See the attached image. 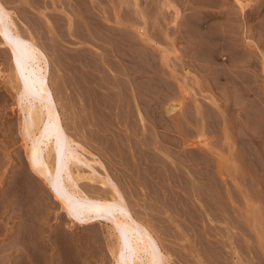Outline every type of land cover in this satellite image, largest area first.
<instances>
[{
    "label": "rangeland",
    "instance_id": "1",
    "mask_svg": "<svg viewBox=\"0 0 264 264\" xmlns=\"http://www.w3.org/2000/svg\"><path fill=\"white\" fill-rule=\"evenodd\" d=\"M29 1L4 0V10L13 11V16L22 33L35 37L44 49L50 67L48 81L56 89L57 98L62 102L57 110L63 130L74 140L71 142L80 140L85 142L84 144L89 143L86 145L89 147L88 151L78 148L79 159L91 162L96 167L90 168L88 165L79 163L81 171L69 165L68 173H64L55 172L52 165L48 163L44 166V172L50 176V179L56 182L60 178L65 189L76 194L79 191L75 189L71 180H75L76 184H95L96 187H88L87 192L92 196L108 195L105 198L110 201L111 206L105 207L106 216L114 219L126 218L131 222V216L140 219L147 227L152 228L153 234L162 247L165 260H170L172 264H264V0H222V4H225L223 6L212 3L211 5L210 2L208 4L202 0V3L199 0L192 5L184 0H181L182 2L172 0V6L166 5V7L160 0H149V2L147 0H134V2L133 0H121V2L120 0H93L96 2L95 5L89 0H85V3L83 0H74L75 2L70 0L75 8H72V5L67 8L70 11L77 9L79 15L77 12L66 9L64 4L58 2L59 0H45L47 2L31 0L32 4ZM66 2L69 1L66 0ZM154 2L162 4L160 10L155 7L157 5ZM120 5L121 7H118ZM147 7L151 9L148 10ZM23 10L25 13L22 14ZM86 10L90 13L86 14ZM235 11L238 12L236 15ZM29 12L32 13L29 14ZM109 12L110 15H108ZM29 15L31 16L28 17ZM91 16H93V23L89 20ZM48 17L52 21L59 17L57 22L51 24L53 26L56 23L63 24L60 25L63 31L58 29V24L55 27L50 26ZM81 17H84V20ZM73 18L77 19V22L74 20L72 24ZM39 19L41 23L38 24ZM28 21L31 23L28 24ZM78 22L85 26L81 24L76 26ZM32 25L40 27L36 26L33 29ZM69 25L78 31L70 28ZM81 31L83 36L87 33V37H83ZM103 31L109 34L106 35ZM203 31L207 40L203 37ZM113 35L115 38L112 39ZM53 37L56 39L54 41L57 48L53 46ZM116 39L120 42L117 43ZM0 45V173L2 174H0V201L2 202L3 198L5 199L3 202L6 201L5 204L0 202V205L2 204L0 208L3 209H0V264H115L114 257L108 252L112 237L109 236L105 219H99L97 214L92 219L93 216L90 215L93 211L90 207L81 206L78 202L69 203L68 208H62V200L58 198L55 190L37 173V170L33 171L30 168L25 154L27 146H24L29 141L22 135L20 123L28 101L16 95L19 87L17 77L20 73L11 66L6 52L7 46L2 43ZM58 52L62 53H59L62 59L67 58L66 62L65 58L62 61L58 58ZM95 55L97 58H94ZM247 55L254 60H250ZM76 56L79 58H75ZM85 56L88 59H85ZM30 57L26 58V65L33 72L37 70V65L40 63L36 57ZM245 59H248L247 62L244 61ZM108 61L112 62L113 68ZM74 62L80 66L75 65ZM91 62L93 65H90ZM253 63H256L255 67ZM138 65L143 66L138 67ZM85 70L93 72L94 75ZM134 75L137 76L133 77ZM117 77L118 79H115ZM89 79L92 80L89 81ZM234 81L237 83H233ZM218 82L221 83L218 84ZM88 83L91 84L88 85ZM81 84L86 86L83 88ZM134 86H137L136 89L133 88ZM99 93L101 96L97 98ZM153 106L154 109L151 108ZM129 125L133 127L135 125L137 129ZM98 127L102 130V137L107 134L104 139L108 136L111 139L115 138V135L123 134L125 138L127 137L125 143L134 145L133 147L138 149H132L130 145L124 144L122 149L125 151H122L125 153L121 151L120 146H116L117 149L105 151L104 142H101L102 145L94 139L96 134H101ZM147 128H149L148 131L151 130V134L146 131ZM134 130L136 134L133 133ZM108 133L113 134L114 137ZM147 136H149L148 140ZM174 138L177 139L174 140ZM46 140L45 136L43 140H38L43 149ZM134 140L136 142L133 144ZM137 140L140 141V145L142 144V149L137 144ZM139 148L140 150L145 148L144 152ZM147 148L148 152H146ZM136 149L139 150L137 152L140 159L136 155L137 152H132ZM127 152L129 157L125 156L128 155ZM154 153L160 157V163L167 159L163 161L164 164L161 163L160 166L158 161L151 159ZM161 158L164 159L161 161ZM11 160L14 162L11 163ZM168 161H170L168 165L163 166ZM13 173H15L14 176H12ZM107 176L108 179H106ZM14 179L17 183H13ZM101 186L108 187L110 192H105L103 189L102 192ZM7 187L11 189L13 196L9 194ZM4 189L7 190H5L6 193ZM187 191L189 194L186 193ZM186 198L187 201H185ZM119 199L123 203H118ZM9 200L12 207H16L18 211L11 205L9 208ZM67 209L76 216L68 214ZM12 210L21 212L23 215L14 211L22 218L17 217ZM107 223L110 224V222Z\"/></svg>",
    "mask_w": 264,
    "mask_h": 264
},
{
    "label": "bare ground",
    "instance_id": "2",
    "mask_svg": "<svg viewBox=\"0 0 264 264\" xmlns=\"http://www.w3.org/2000/svg\"><path fill=\"white\" fill-rule=\"evenodd\" d=\"M8 1V0H7ZM31 1V0H30ZM29 1V2H30ZM37 1V0H36ZM36 1H34V2H36ZM45 1V0H44ZM48 1V0H47ZM47 1H45V2H47ZM56 1V0H55ZM67 1H69V2H66V0H59L58 2L60 3V4H64V6H66L65 8L66 9H68L67 8V6H71L73 3H71L72 1H74V0H72V1H70V0H67ZM79 1H82V0H79ZM91 3L93 2V0H89ZM88 1V2H89ZM95 1V0H94ZM96 1H98V0H96ZM100 1V0H99ZM119 1V0H118ZM126 1V0H125ZM148 2H149V0H147ZM156 1V0H155ZM174 1V0H173ZM173 1L172 0H160V2L166 7V5L167 6H172L171 4H173ZM181 1V0H180ZM183 1V0H182ZM181 1V2H182ZM198 1L199 0H184V2H187V3H191V4H189V5H192V4H195L196 2L198 3ZM201 1V0H200ZM202 1H206V3L208 2V4H209V2H210V4L212 3L213 5H225L224 3L222 4V0H202ZM202 1H201V3H202ZM240 1V0H239ZM24 2V1H23ZM38 2V1H37ZM37 2H36V4H37ZM54 2V1H53ZM75 2V1H74ZM83 2L85 3V0H83ZM107 2V1H106ZM120 2H121V0H120ZM133 2H134V0H133ZM158 2V1H157ZM178 2V1H177ZM183 2V3H184ZM28 3V2H27ZM31 3V2H30ZM30 3H28V4H30ZM41 3H42V1H41ZM50 3V2H49ZM79 2H77V4H78ZM80 3H82V2H80ZM90 3V4H91ZM94 3V5H95V3L96 2H93ZM114 3V2H113ZM119 3V2H118ZM122 3H123V1H122ZM136 3V2H135ZM151 3V2H150ZM206 3H203V4H206ZM233 3V2H232ZM231 3V4H232ZM4 0L2 1V0H0V41H1V43L2 44H4V46L6 45L7 46V53H8V55H9V60H10V63H11V66H13V68H15L16 70H18V72L20 73V76L19 77H17L18 78V85H19V87H18V90H17V96L18 97H20V99H22V98H25L27 101H28V103L26 104V109H25V112L23 113V117H22V121L20 122L21 123V131H22V135L26 138V140H28L29 142L27 143V144H25L24 146H27L26 147V151H25V154H26V156H27V159H28V162H29V166H30V168L31 169H33V171H35V170H37V173H39L42 177H43V179H45L48 183H49V185L55 190V192H56V194H57V196H58V198H60V200H62V203H61V207L62 208H68V204L69 203H73V202H78L79 204H81V206H83V205H87L88 207H90V209H91V211H93V214H91L90 216H93L92 217V219L96 216V214L99 216H97L99 219H105V223H106V225H107V227H108V232H109V236H111L112 237V241L109 243V253L114 257V259H115V264H172L171 262H170V260L169 261H166L165 260V258H164V256H163V252H162V247H161V245H160V243H159V241H158V239H157V237L153 234V230H152V228L151 227H147V225L144 223V222H142L140 219H138L137 217H133V216H131V219H132V222L131 221H129V220H127L126 218L125 219H123V218H118V219H114V218H110V217H108V216H106V212H105V207L107 206V205H109V206H111V204H110V201H108L105 197L106 196H108L107 194H103V196L101 195V196H92V194L90 195L88 192H87V188L88 187H96V185L95 184H87V183H80V184H76V181L75 180H71L70 182L72 183V184H74V187H75V189H77L79 192H78V194H76V193H70L69 191H67L66 189H65V187L63 186V184L60 182L61 180H60V178H58V180H56V182L55 181H53L52 179H50V176L49 175H47L45 172H44V166H46L48 163H50L51 165H52V167L54 168V170H55V172H64V173H68V171H67V169H68V167H69V165H71L72 167H75L77 170H80L81 171V167H80V164L79 163H82V164H85V165H88L90 168H96L95 167V165L94 164H92L91 162H87L86 160L84 161V160H81V159H79L80 158V151H78V148H83L84 150H87L88 151V149H89V147H87L86 145H89V143L88 144H84L82 141H80L79 140V142H71V141H74V140H72L71 139V137H69L68 136V134L67 133H65V131L63 130V126L61 125V117H59L58 116V108H60V104L62 103L61 101H60V99L59 98H57V94H56V89L54 88V87H52L51 85H50V83H49V81H48V74H49V72H50V67H49V60H48V57L46 56V54H45V51H44V49L38 44V42L35 40V37H29V36H27V34L25 35V34H23L22 33V31H21V29L19 28V26L17 25L18 23H16V20H15V18H14V16H13V11H9V10H4L5 8H4ZM32 4V3H31ZM30 4V5H31ZM45 5H46V3H44ZM76 4V3H75ZM106 4V3H105ZM109 4V3H108ZM120 4V3H119ZM132 4V3H131ZM137 4V3H136ZM138 4H140V3H138ZM154 4H155V2H154ZM162 4L160 5V4H155V5H157V6H155V7H158L159 8V10L161 9L160 7H162ZM211 4V5H212ZM227 4H228V1H227ZM235 4V3H234ZM39 5H40V3H39ZM57 5H58V3H57ZM101 5V4H100ZM103 5V4H102ZM115 6H116V3L114 4ZM130 5V4H129ZM128 5V6H129ZM145 5V4H144ZM150 5V4H149ZM202 5V4H201ZM228 5H230V4H228ZM233 5V4H232ZM73 7L72 8H75V6L74 5H72ZM87 6V5H86ZM99 6V5H98ZM113 6V5H112ZM146 6H147V3H146ZM203 6V5H202ZM235 6V5H234ZM19 7V6H18ZM51 7V6H50ZM57 7V6H56ZM89 7H90V5H89ZM96 7V6H95ZM104 7V6H103ZM118 7H121V5L120 6H118ZM125 7H126V5H125ZM131 7V6H130ZM149 7V6H148ZM147 7V8H148ZM154 7V6H153ZM152 7V8H153ZM154 7V8H155ZM192 8H193V6H191ZM221 7V6H220ZM24 8V7H23ZM48 8H49V6H48ZM52 8V7H51ZM54 8V7H53ZM72 8H70V9H72ZM76 8H77V6H76ZM87 8H88V6H87ZM108 8V7H107ZM143 8V7H142ZM147 8H144V9H146L147 10ZM158 8H155V9H158ZM200 8V7H199ZM202 8V7H201ZM231 8H233V7H231ZM27 10H29L28 8H26ZM111 9V8H110ZM133 9V8H132ZM136 9V8H135ZM139 9V8H138ZM137 9V10H138ZM149 9H151V8H148V10ZM194 9V8H193ZM222 9H223V7H222ZM236 9V7L234 8V10ZM17 10V9H16ZM24 10H25V8H24ZM24 10L22 11V14H23V12H24ZM53 10V9H52ZM62 10V9H61ZM60 10V11H61ZM69 10V9H68ZM91 10V9H90ZM99 10V9H98ZM114 10V9H113ZM118 10V9H117ZM122 10V9H121ZM126 9H124V11H125ZM142 11H144L143 9H141ZM140 10V11H141ZM224 10V9H223ZM228 10H230V9H228ZM227 10V11H228ZM18 11V10H17ZM16 11V12H17ZM48 11V10H47ZM46 11V12H47ZM70 11V10H69ZM77 12L78 10L77 9H74V10H71L70 12ZM93 11V10H92ZM119 11V10H118ZM226 11V12H227ZM231 11H233V9H231ZM89 12V11H88ZM87 12V10H86V14L88 13ZM123 12V11H122ZM134 12V11H133ZM220 12H223V11H221L220 10ZM236 12L237 11H235V15H236ZM21 13V12H20ZM25 13V12H24ZM30 13H32V12H29V14ZM45 13V12H44ZM63 13H65V11L63 12ZM79 12H77V14H78ZM82 13V12H81ZM90 13V12H89ZM91 13H93V12H91ZM105 13V12H104ZM107 13V12H106ZM113 13H114V11H113ZM116 13H117V11H116ZM120 13V12H119ZM128 13V12H127ZM149 13V12H148ZM219 13V12H218ZM224 13V12H223ZM233 13H234V11H233ZM238 13V12H237ZM18 14V13H17ZM51 14V13H50ZM56 15H57V13H55ZM71 14H73V13H71ZM86 14H84V15H86ZM99 14H101L100 13V11H99ZM112 14V13H111ZM126 14V13H125ZM140 14V13H139ZM142 14V13H141ZM220 14V13H219ZM244 14V13H243ZM34 15V14H33ZM68 15V14H67ZM79 15V14H78ZM82 15V14H81ZM89 15V14H88ZM87 15V16H88ZM96 15V14H95ZM108 15H110V12H109V14ZM107 15V16H108ZM113 15V14H112ZM120 15V14H119ZM213 15V14H212ZM31 15H29L28 17H30ZM57 16H59V15H57ZM70 16V15H69ZM72 16V15H71ZM127 16V15H126ZM134 16V15H133ZM216 16V15H215ZM219 16V15H218ZM20 17V16H19ZM22 17V16H21ZM28 17H24V18H28ZM52 18L54 17V16H51ZM50 17V18H51ZM60 17H62L61 15H60ZM66 17V16H65ZM73 17V16H72ZM78 17H80V16H78ZM88 17H90V16H88ZM103 17V16H102ZM111 17V16H110ZM119 17V16H118ZM226 17H228V16H226ZM236 17V16H235ZM35 18V17H34ZM37 18V17H36ZM41 18V17H40ZM55 18V17H54ZM74 18H76V17H74ZM73 18V20H71L72 21V24L74 23V20L76 21L77 19H74ZM82 18V20H84L83 18L84 17H81ZM87 18V17H86ZM111 18H113V17H111ZM116 18V17H115ZM200 18V17H199ZM32 19V18H31ZM48 19H49V17H48ZM59 19V17H56V19H53V20H55L56 22H57V20ZM64 19V18H63ZM96 19V21H97V18H95ZM107 19V18H106ZM119 19V18H118ZM135 19V18H134ZM138 19V18H137ZM197 19V18H196ZM229 19H231L230 17H229ZM228 19V20H229ZM245 19V18H244ZM27 20V19H26ZM38 20V19H37ZM50 20V19H49ZM61 20V19H60ZM60 20H59V22H60ZM65 20V19H64ZM63 20V21H64ZM89 20H93V16H91V19H89ZM89 20H88V22H89ZM101 20V19H100ZM121 20V19H120ZM195 20V19H194ZM198 20V19H197ZM232 20V19H231ZM24 21V20H23ZM31 21V20H30ZM32 21H34V19L32 20ZM36 21V20H35ZM42 21V20H41ZM55 21H52V20H50V24L52 23V22H54L55 23ZM122 21V20H121ZM136 21V20H135ZM189 21H191L192 22V20H189ZM62 22V21H61ZM77 22V21H76ZM117 22H118V20H117ZM116 22V23H117ZM195 22V21H194ZM193 22V23H194ZM31 23V22H30ZM29 23V21H28V24H30ZM33 23V22H32ZM39 23H41L40 22V19H39V22H38V24ZM69 23H71V22H69ZM92 23H93V21H92ZM95 23V22H94ZM102 23V22H101ZM100 23V24H101ZM193 23H191V24H193ZM23 24V23H22ZM36 24V23H35ZM53 24V23H52ZM50 25V26H53V25ZM59 25V23H56L55 25ZM77 24H79V22L78 23H76L75 25L76 26H79L80 24H81V26L82 25H84L83 23H80L79 25H77ZM86 24V23H85ZM20 25V24H19ZM34 25V24H33ZM33 25H32V27H33ZM42 25H43V23H42ZM55 25L53 26V27H55ZM57 25V26H58ZM60 25H63V24H60ZM60 25H59V27H58V29H60L61 27H60ZM68 25V24H67ZM67 25H65V26H67ZM88 25H91L90 23H88ZM122 25V24H121ZM126 25V24H125ZM190 25V24H189ZM198 25V24H197ZM200 25V24H199ZM36 26H39V25H35V27ZM46 26V25H45ZM74 26V25H73ZM85 26V25H84ZM83 26V27H84ZM92 26H94V25H92ZM191 26V25H190ZM193 26V25H192ZM191 26V27H192ZM195 26V25H194ZM28 27V26H27ZM29 27H31V26H29ZM35 27H33V29L35 28ZM40 27V26H39ZM42 27V26H41ZM47 27V26H46ZM52 27V28H53ZM69 27L71 28L72 26H70L69 25ZM88 27V26H87ZM98 27V26H97ZM96 27V28H97ZM116 27V26H115ZM51 28V27H50ZM64 28V27H63ZM73 28V27H72ZM81 28V27H80ZM105 28V27H104ZM110 28V27H109ZM124 28V27H123ZM190 28V27H189ZM196 28H198V27H196ZM32 29V30H33ZM38 29V28H37ZM36 29V30H37ZM41 29H43V28H41ZM47 29H48V27H47ZM57 29V30H58ZM62 29V28H61ZM60 29V30H61ZM74 29V28H73ZM79 29V28H78ZM111 29V28H110ZM118 29V28H117ZM191 29V28H190ZM35 30V31H36ZM55 30V29H54ZM59 30V31H60ZM75 30V29H74ZM77 30V29H76ZM75 30V31H76ZM82 30L84 31V28H82ZM89 30V29H88ZM123 30H125V29H123ZM189 30V29H188ZM196 30V29H195ZM61 31H63V30H61ZM68 31H70V30H68ZM78 31V30H77ZM79 31H80V29H79ZM90 31V30H89ZM92 31H94V29L92 30ZM98 31V30H97ZM100 31H101V29H100ZM114 31V30H113ZM118 31H119V29H118ZM121 31V30H120ZM184 31V30H183ZM38 32V31H37ZM40 32H41V34H42V31L40 30ZM73 32V31H72ZM104 32V31H103ZM122 32V31H121ZM188 32V31H187ZM189 32H190V30H189ZM193 32V31H192ZM196 32V31H195ZM36 33V32H35ZM35 33H34V35H35ZM50 33H51V31H50ZM81 34H82V31L80 32ZM91 33V32H90ZM94 33V32H93ZM111 33V32H110ZM138 33V32H137ZM184 33V32H183ZM186 33V32H185ZM202 33V32H201ZM204 31H203V37H204ZM30 34V33H29ZM46 34V33H45ZM49 34V33H48ZM58 34H60V33H58ZM66 34V33H65ZM101 34H102V32H101ZM104 34H106L105 32H104ZM109 33H107L106 35H108ZM114 34V33H113ZM119 34H121L120 32H119ZM187 34V33H186ZM194 34V33H193ZM197 34V33H196ZM64 35V34H63ZM94 35V34H93ZM111 35H112V33H111ZM110 35V36H111ZM122 35V34H121ZM188 35H190L189 33H188ZM191 35H192V33H191ZM41 36V35H40ZM44 36H46V35H44ZM64 36H66V35H64ZM82 36H83V34H82ZM84 36H85V34H84ZM83 36V37H84ZM92 36V35H91ZM96 36V35H95ZM114 36V35H113ZM120 36V35H119ZM183 36V35H182ZM185 36H187V35H185ZM194 36V35H193ZM193 36H192V38H193ZM206 36H209V35H206ZM43 37V36H42ZM48 37V36H47ZM50 37V36H49ZM48 37V38H49ZM52 37V36H51ZM67 37V36H66ZM85 37H87V33H86V36ZM45 38V37H44ZM101 38V37H100ZM113 38H115V36L114 37H112V39ZM118 38V37H117ZM122 38V37H121ZM121 38H119V39H121ZM133 38V37H132ZM191 38V39H192ZM202 38V37H201ZM204 38H206V37H204ZM83 39H85V38H83ZM131 39V38H130ZM184 39V38H183ZM189 39V38H188ZM51 40V39H50ZM53 41L55 40L56 41V39H54V37H53V39H52ZM101 40H102V38H101ZM103 40H104V37H103ZM106 40V39H105ZM117 40V39H116ZM186 40V39H185ZM201 40V39H200ZM206 40H207V38H206ZM42 41V40H41ZM45 41V40H44ZM43 41V42H44ZM47 41V40H46ZM54 41V44H53V46H55V42ZM78 41V40H77ZM88 41H89V39H88ZM107 41V40H106ZM105 41V42H106ZM131 41V40H130ZM203 41H204V39H203ZM51 42V41H50ZM104 42V41H103ZM111 42H113V41H111ZM110 42V43H111ZM118 42H120V41H118L117 40V43ZM123 42V41H122ZM128 42H129V38H128ZM135 42V41H134ZM139 42V41H138ZM142 42V41H141ZM187 42H188V40H187ZM192 42H194V41H192ZM198 42V41H197ZM208 42V41H207ZM0 43V44H1ZM46 43V42H45ZM109 43V42H108ZM114 43H116L115 42V40H114ZM124 43V42H123ZM186 43V42H185ZM128 44V43H127ZM145 44V43H144ZM187 44V43H186ZM42 45H44V44H42ZM106 45V44H105ZM114 45V44H113ZM112 45V46H113ZM121 45H123V44H121ZM126 45V44H125ZM189 45V44H188ZM1 46V45H0ZM52 46V47H53ZM128 46V45H127ZM147 46H148V44H147ZM186 46V45H185ZM190 46V45H189ZM239 46V45H238ZM56 47V46H55ZM58 47V46H57ZM56 47V48H57ZM102 47V46H101ZM100 47V48H101ZM122 47V46H121ZM125 47V46H124ZM129 47V46H128ZM54 48V47H53ZM195 48V47H194ZM245 48H246V46H245ZM3 48H1V50H2ZM59 49H61V48H59ZM103 49V48H102ZM101 49V50H102ZM4 50V49H3ZM6 50V49H5ZM83 50V49H82ZM86 50H88V49H86ZM107 50H108V48H107ZM110 50V49H109ZM120 50V49H119ZM125 50V49H124ZM199 50V49H198ZM58 51V50H57ZM115 51V50H114ZM129 51V50H128ZM193 51V50H192ZM199 51H201V50H199ZM54 52H55V50H54ZM62 52V51H61ZM61 52H58V58L59 59H61V61L65 58H63L62 59V56L61 55H59V53H61ZM82 52V51H81ZM84 52H86V51H84ZM104 52H105V50H104ZM116 52V51H115ZM119 52V51H118ZM117 52V53H118ZM123 52V51H122ZM126 52V51H125ZM124 52V53H125ZM130 52V51H129ZM138 52H140V51H138ZM191 52V51H190ZM242 52V51H241ZM240 52V53H241ZM245 53H246V51H244ZM76 53V52H75ZM74 53V54H75ZM79 53V52H78ZM192 53V52H191ZM194 53V52H193ZM196 53V52H195ZM194 53V54H195ZM245 53H243V54H245ZM251 53V52H250ZM3 54H5V53H3ZM56 54V53H55ZM62 54V53H61ZM69 54V53H68ZM71 54V53H70ZM97 54V53H96ZM121 54V53H120ZM76 55H78V54H76ZM82 55V54H81ZM104 56H106L105 54H103ZM123 55V54H122ZM30 56H32V57H36L37 58V61H39L38 63H40V64H38L37 65V70H35V71H31V69L26 65V58H28V57H30ZM55 56H57V54L55 55ZM67 56V55H66ZM72 56V55H71ZM96 56V55H95ZM102 56V55H101ZM124 56V55H123ZM133 56V55H132ZM192 56V55H191ZM196 56V55H195ZM245 56V55H244ZM248 56V55H247ZM68 57V56H67ZM83 57V56H82ZM81 57V58H82ZM91 57V56H90ZM99 57V56H98ZM110 57V56H109ZM108 57V58H109ZM236 57H238V56H236ZM236 57H233V58H236ZM248 57H250V55L248 56ZM31 58V57H30ZM75 58H77V56L75 57ZM79 58V57H78ZM77 58V59H78ZM84 58V57H83ZM82 58V59H83ZM87 58V56H85V59ZM94 58H97V56L96 57H94ZM106 58V57H105ZM112 58V57H111ZM121 58V57H120ZM129 58V57H128ZM233 58H231V59H233ZM239 58V57H238ZM238 58H236V60L238 59ZM243 58V57H242ZM66 59L67 58H65L64 60H65V62H66ZM72 59V58H71ZM74 59V58H73ZM88 59V58H87ZM90 59V58H89ZM103 59H104V57H103ZM130 59V58H129ZM194 59H196V58H194ZM244 59V58H243ZM242 59V60H243ZM75 60V59H74ZM73 60V61H74ZM80 61H81V59H79ZM235 60V59H234ZM239 60V59H238ZM246 60H248V59H245L244 61H246ZM250 60H254V59H251V57H250ZM68 61H70L69 59H68ZM72 61V62H73ZM83 61V60H82ZM85 61V60H84ZM87 61V60H86ZM89 61V60H88ZM107 61V60H106ZM105 61V62H106ZM184 61V60H183ZM231 61H233V60H231ZM62 63V64H66L67 65V63ZM75 62H78V61H75ZM75 62H74V64H75ZM93 62V61H92ZM91 62V64L90 65H93V63ZM99 62V61H98ZM109 62V61H108ZM107 62V63H108ZM123 62H125L124 60H123ZM141 62V61H140ZM139 62V63H140ZM235 62V61H234ZM247 62V61H246ZM255 62V61H254ZM69 63H71V62H69ZM85 63V62H84ZM88 63V62H87ZM96 63H97V61H96ZM106 63V64H107ZM110 63V62H109ZM112 63V62H111ZM110 63V64H111ZM128 63V62H127ZM236 63H238L239 64V62H236ZM241 63V62H240ZM74 64H72V66L74 65ZM110 64H109V67H110ZM114 64V63H113ZM124 64V63H123ZM126 64V63H125ZM140 64H142V63H140ZM184 64H185V62H184ZM234 64V63H233ZM246 64V63H245ZM249 64H250V62H249ZM254 64V63H253ZM256 64V63H255ZM255 64L253 65L254 67H255ZM65 65V66H66ZM75 65H77V66H80V64L78 65V64H75ZM82 65V64H81ZM89 65V66H90ZM98 65V64H97ZM96 65V66H97ZM102 65V64H101ZM128 65H130V64H128ZM243 65V64H242ZM70 66V65H69ZM104 66V65H103ZM140 66H143V65H138V67H140ZM252 66V65H251ZM250 66V67H251ZM262 66V65H261ZM71 67V66H70ZM69 67V68H70ZM82 67H84L83 65H82ZM88 67V66H87ZM91 67H94L95 68V66H91ZM91 67H89V68H91ZM111 67H112V64H111ZM110 67V68H111ZM114 67V66H113ZM112 67V68H113ZM117 67H118V65H117ZM128 67V66H127ZM253 67V68H254ZM72 68V67H71ZM74 68V67H73ZM85 68V67H84ZM93 68V70H95ZM100 68V67H99ZM98 68V69H99ZM111 68V69H112ZM119 68V67H118ZM137 68V67H136ZM141 68H143V67H141ZM81 69V68H80ZM79 69V70H80ZM103 69V68H102ZM115 69V68H114ZM129 69V68H128ZM229 69V68H228ZM227 69V70H228ZM246 69V68H245ZM63 70V69H62ZM78 70V69H77ZM82 70V69H81ZM97 70V69H96ZM101 70V69H100ZM100 70H98V71H100ZM105 70V69H104ZM116 70V69H115ZM118 70V69H117ZM120 70V69H119ZM137 70V69H136ZM248 70V69H247ZM71 71H73V70H71ZM76 71V70H75ZM74 71V72H75ZM84 71V70H83ZM86 71V70H85ZM103 71V70H102ZM139 71H141V70H139ZM239 71V70H238ZM242 71V70H241ZM250 71V70H249ZM252 71V70H251ZM250 71V72H251ZM70 72V71H69ZM78 72V71H77ZM87 72V71H86ZM90 71H88L87 73H89ZM104 72V71H103ZM118 72V71H117ZM228 72V71H227ZM76 73V72H75ZM74 73V74H75ZM82 73V72H81ZM84 74H86L85 72H83ZM91 73V72H90ZM102 73V72H101ZM128 73V72H127ZM231 73H234V72H231ZM248 73V72H247ZM253 73V72H252ZM69 74H71V73H69ZM73 74V73H72ZM73 74V75H74ZM77 74V73H76ZM80 74V73H79ZM91 74H93V72L91 73ZM103 74H105V73H103ZM106 74H108V73H106ZM122 74H124V73H122ZM137 74H138V72H137ZM250 74V73H249ZM65 75V74H64ZM87 75V74H86ZM94 75V74H93ZM92 75V76H93ZM115 75V74H114ZM140 75H141V73H140ZM140 75H138V77L140 76ZM205 75V74H204ZM228 75V74H227ZM234 75V74H233ZM252 75V74H251ZM68 76V75H67ZM66 76V77H67ZM84 75H82V77H83ZM102 76H104V75H102ZM101 76V77H102ZM118 76V75H117ZM137 75H134L133 77H136ZM228 76H230V74L228 75ZM246 76V75H245ZM248 76V75H247ZM76 77V76H75ZM80 77H81V75H80ZM87 77V76H86ZM141 77V76H140ZM227 77V76H226ZM230 77H232V76H230ZM230 77H227V78H230ZM252 77V76H251ZM63 78V77H62ZM68 78V77H67ZM66 78V79H67ZM72 78H73V76H72ZM77 78H78V75H77ZM85 78V77H84ZM90 78V77H89ZM92 78V77H91ZM94 78V77H93ZM112 78V77H111ZM227 78H225V79H227ZM235 78V77H234ZM249 78V77H248ZM70 79V78H69ZM81 79V78H80ZM80 79H79V81H80ZM115 79H118V77L117 78H115ZM114 79V80H115ZM122 79V78H121ZM138 79V78H137ZM136 79V80H137ZM224 79V80H225ZM230 79H232V78H230ZM250 79V78H249ZM249 79H248V81H249ZM65 80V79H64ZM75 80V79H74ZM78 80V79H77ZM85 79H83V81H84ZM92 80V79H91ZM90 79H89V81H91ZM110 80H112V79H110ZM134 80H135V78H134ZM83 81H81V82H83ZM85 81H88V80H85ZM96 81H98V80H96ZM118 81V80H117ZM116 81V82H117ZM120 81V80H119ZM229 81V80H228ZM264 81V80H263ZM67 82V81H66ZM70 83H71V81H69ZM68 82V83H69ZM109 82V81H108ZM121 82V81H120ZM137 82V81H136ZM206 82V81H205ZM232 82V81H231ZM236 81H234L233 83H235ZM240 82H241V80H240ZM251 82V81H250ZM73 83V82H72ZM84 83V82H83ZM100 83H102V82H100ZM110 83V82H109ZM119 83V82H118ZM141 83V82H140ZM221 83V82H220ZM219 82H218V84H220ZM223 83V82H222ZM225 83H226V81H225ZM228 83V82H227ZM232 83V84H233ZM237 83V82H236ZM264 83V82H263ZM76 84H77V82H76ZM89 84H91V83H88V85ZM111 84V83H110ZM113 84H115V83H113ZM112 84V85H113ZM136 84V83H135ZM202 84V83H201ZM242 84H243V82H242ZM246 85H247V83H245ZM259 84H260V82H259ZM73 85V84H72ZM79 85V84H78ZM84 85V84H83ZM136 85H138V83L136 84ZM140 85V84H139ZM142 85V84H141ZM223 85V84H222ZM239 85V84H238ZM263 85V84H262ZM81 86H82V84H81ZM86 86V85H85ZM85 86H82L83 88L85 87ZM220 86V85H219ZM230 85H228V87H229ZM74 87H75V85H74ZM76 87H77V85H76ZM91 87V86H90ZM120 87V86H119ZM118 87V88H119ZM137 87V86H136ZM136 87L134 86L133 88L134 89H136ZM227 87V86H226ZM236 87V86H235ZM78 88V87H77ZM87 88V87H86ZM108 88V87H107ZM219 88V87H218ZM222 88V87H221ZM225 88V87H224ZM230 88V87H229ZM233 88H234V85H233ZM264 88V87H263ZM138 89V88H137ZM236 89H238V88H236ZM83 90V89H82ZM58 91H59V89H58ZM140 90L138 89V92H139ZM111 92V91H110ZM263 92V91H262ZM58 93H60V92H58ZM112 93V92H111ZM142 93V92H141ZM172 93V92H171ZM255 93V92H254ZM258 93V92H257ZM100 94V93H99ZM114 94V93H113ZM140 94V93H139ZM138 94V95H139ZM261 94H263V93H261ZM95 95V94H94ZM103 95V94H102ZM111 95V94H110ZM128 95H129V93H128ZM128 95L126 96L127 98H128ZM63 96V95H62ZM101 96V94L97 97V98H99ZM108 96H109V93H108ZM108 96H106L107 98H109ZM112 96V95H111ZM114 96V95H113ZM136 96H137V94H136ZM238 96H241V95H238ZM254 96V95H253ZM253 96H251L252 97V99L254 100V98H253ZM260 96V95H259ZM1 97V96H0ZM67 97V96H66ZM72 97V96H71ZM124 97V96H123ZM172 97V96H171ZM242 97V96H241ZM244 97V96H243ZM246 97V96H245ZM61 98V97H60ZM65 98V97H64ZM115 98V97H114ZM140 98H142L141 96H140ZM3 99H5V97L3 98ZM19 99V100H20ZM102 99V98H101ZM124 99V98H123ZM126 99V98H125ZM124 99V100H125ZM130 99V98H129ZM128 99V100H129ZM143 99V98H142ZM244 99V98H243ZM242 99V100H243ZM262 99V98H261ZM104 100V99H103ZM110 100V99H109ZM109 100H107L108 102H109ZM137 100H139V98L137 97ZM247 100V99H246ZM257 100V99H256ZM263 100V99H262ZM60 101V102H59ZM130 101H131V99H130ZM163 101H164V99H163ZM20 102V101H19ZM18 102V103H19ZM86 102H87V99H86ZM107 102V103H108ZM227 102V101H226ZM248 102H250V101H248ZM111 103V102H110ZM128 103V102H127ZM260 103V102H259ZM109 104V103H108ZM107 104V106H108V108L107 109H109V105ZM142 104V103H141ZM140 104V105H141ZM197 104V103H196ZM201 104H203V103H201ZM252 104V103H251ZM92 105V104H91ZM112 105V104H111ZM121 105V104H120ZM130 105V104H129ZM200 105V104H199ZM203 105H205V104H203ZM227 106H228V104H226ZM245 105V104H244ZM243 105V107H245ZM247 105V104H246ZM106 105H105V108L107 107ZM123 106V105H122ZM125 106V105H124ZM131 106V105H130ZM143 106V105H142ZM195 106V105H194ZM193 106V107H194ZM198 106V105H197ZM222 106V105H221ZM225 106V105H224ZM227 106L225 107L226 109H227ZM250 106V105H249ZM260 106V105H259ZM117 107H118V105H117ZM127 107V106H126ZM133 107V106H132ZM161 107V106H160ZM205 107V106H204ZM248 107V106H247ZM119 108V107H118ZM124 108V107H123ZM130 108V107H129ZM128 108V109H129ZM151 108H153L154 109V106L153 107H151ZM156 108V107H155ZM198 108V107H197ZM208 108H209V106H208ZM231 108V107H230ZM241 108V107H240ZM246 108V107H245ZM106 109V110H107ZM112 109V108H111ZM205 109V108H204ZM204 109H203V111H204ZM232 109V108H231ZM238 109H239V107H238ZM237 109V110H238ZM244 109V108H243ZM119 110V109H118ZM120 110H122V109H120ZM142 110H143V108H142ZM142 110H141V112H142ZM202 110V109H201ZM245 110H247V109H245ZM244 110V111H245ZM100 111H101V109H100ZM105 111V110H104ZM109 111V110H108ZM151 111H153V110H151ZM233 111V110H232ZM244 111H242V112H244ZM158 112V111H157ZM241 112V113H242ZM263 112V111H262ZM118 113H120L119 111H118ZM134 113V112H133ZM154 113V112H153ZM203 113V112H202ZM202 113H200V114H202ZM240 113V114H241ZM250 113V112H249ZM248 113V114H249ZM106 114V113H105ZM121 114V113H120ZM158 114V113H157ZM203 114H205V113H203ZM258 114V113H257ZM262 114V113H261ZM260 114V115H261ZM264 114V113H263ZM262 114V115H263ZM107 115V114H106ZM117 115V114H116ZM119 115V114H118ZM117 115V116H118ZM135 115V114H134ZM143 115V114H142ZM151 115H152V113H151ZM254 115V114H253ZM261 115V116H262ZM116 116V117H117ZM240 116V115H239ZM249 116H250V114H249ZM121 117V116H120ZM122 117H124V116H122ZM121 117V118H122ZM128 117V116H127ZM130 117V116H129ZM133 117V116H132ZM156 117V116H155ZM199 117V116H198ZM107 118H109V117H107ZM111 118V117H110ZM141 118H143V117H141ZM151 118H153V115H152V117ZM241 118V117H240ZM242 118H243V116H242ZM135 119V118H134ZM145 119V118H144ZM248 119V118H247ZM115 120V119H114ZM128 121H129V119H128ZM131 121V120H130ZM137 121H138V119H137ZM247 121V120H246ZM107 122V121H106ZM248 122V121H247ZM246 122V123H247ZM250 122V121H249ZM102 123H104V122H102ZM107 123H109V122H107ZM106 123V124H107ZM112 123V122H111ZM125 123V122H124ZM128 123V122H127ZM131 123V122H130ZM144 123V122H143ZM100 124H101V122H100ZM105 124V125H106ZM119 125L121 124V123H118ZM129 124V123H128ZM133 124H134V122H133ZM140 124V123H139ZM139 124H137V126L139 125ZM157 124V123H156ZM103 126H105L104 124H102ZM108 125V124H107ZM117 125V124H116ZM96 126V125H95ZM97 126H100V125H97ZM111 126V125H110ZM129 126H131V128L133 127V125H129ZM102 127V126H101ZM107 127V126H106ZM134 127H136L135 125H134ZM133 127V128H134ZM144 127H146V126H144ZM149 127V126H148ZM99 128V130H100V127H98ZM105 128V127H104ZM103 128V129H104ZM114 128V127H113ZM116 128V127H115ZM119 128V127H118ZM127 128H129V127H127ZM140 128V126L138 127V129ZM142 128V127H141ZM106 129V128H105ZM117 129V128H116ZM137 129V127L135 128V130ZM144 129H146V128H144ZM148 129L149 128H147V130L146 131H148ZM152 129V128H151ZM96 129H94V131H95ZM107 130V129H106ZM112 130V129H111ZM134 130V132L133 133H135L136 134V131ZM141 130V129H140ZM143 130V129H142ZM92 131H93V129H92ZM91 131V132H92ZM101 131L102 130H100V133H101ZM103 131H105V130H103ZM122 131V130H121ZM120 131V132H121ZM145 131V132H146ZM151 131V130H150ZM150 131H148V132H150ZM186 131V130H185ZM190 131V130H189ZM194 130H192V132H193ZM90 132V131H89ZM106 133H107V131H105ZM104 132V133H105ZM137 132H138V130H137ZM148 132H147V134H148ZM105 133V134H106ZM121 133H123V132H121ZM120 133V134H121ZM96 134V133H95ZM94 134V135H95ZM110 133H108V135H109ZM119 134V133H118ZM138 134V133H137ZM141 134V133H140ZM150 134H151V132H150ZM88 135V134H87ZM93 134H91V136H92ZM107 135V134H106ZM106 135H103L104 137L106 136ZM111 135V137H114L113 136V134H110ZM127 135V134H126ZM129 135V134H128ZM183 133H182V137H183ZM44 136H45V138H47V140L45 141V147H44V149L41 147V145H40V142H38V140H43V138H44ZM138 136V135H137ZM146 136V135H145ZM144 136V137H145ZM160 136V135H159ZM158 136V137H159ZM90 137V136H89ZM104 137H102V133L101 134H96V136H95V138L94 139H96V140H98V142H104L103 144H105L104 146V148H105V151H109V149H117V148H115L116 146H120V149H121V151L122 150H124V149H122V146H124V144H125V146L127 145L126 143H125V141L127 140L124 136H123V134L122 135H115V138H111V139H109V136L107 137V139L105 138L104 139ZM129 137V140H131V136L129 135L128 136ZM148 137L149 136H147L146 138H147V140H148ZM125 138V139H124ZM173 138V137H172ZM140 139V138H139ZM138 139V140H139ZM143 139V138H142ZM142 139H140V140H142ZM150 139V138H149ZM157 139V138H156ZM155 139V140H156ZM171 139V138H170ZM177 139V138H176ZM175 138H174V140H176ZM186 139V138H185ZM133 140V139H132ZM135 140H136V138H135ZM133 141V144H134V142H136V141ZM137 140V144H139L140 143V141H138ZM169 140V139H168ZM168 140H166V141H168ZM150 141V140H149ZM170 141V143H171V140H169ZM97 142V141H96ZM97 142V143H98ZM131 142V141H130ZM151 142V141H150ZM172 142H173V140H172ZM121 143H123V145L121 144ZM132 143V142H131ZM141 143H142V141H141ZM148 143V142H147ZM146 143V144H147ZM157 143H158V141H157ZM162 143V142H161ZM102 144V143H101ZM102 144V145H103ZM155 144V143H154ZM172 144V143H171ZM130 145V144H129ZM129 145H127V146H129ZM136 145V144H135ZM142 145V144H141ZM141 145L139 144V147H141ZM148 145H149V143H148ZM156 145H161V144H156ZM173 145V144H172ZM90 146H92V145H90ZM131 147H133L132 145H130ZM137 146V145H136ZM163 146H165V145H163ZM167 147V146H166ZM168 147H169V145H168ZM128 148H130V147H128ZM135 148H137L138 149V147H135ZM134 147L132 148V149H135ZM158 148H160V146H158ZM163 148V147H162ZM165 148V147H164ZM119 149V148H118ZM120 149H119V151H120ZM136 149V151L134 150V151H132V152H137V151H139L140 150V148H139V150H137ZM141 149H142V147H141ZM145 149V148H144ZM143 149V150H144ZM169 149V148H168ZM172 149V148H171ZM126 150H127V148H126ZM143 150H140V151H143ZM152 150V149H151ZM165 150V149H164ZM163 150V151H164ZM125 151V150H124ZM124 151H122V152H124ZM127 151H129V150H127ZM130 151V152H131ZM167 152H169L168 150H166ZM102 152V151H101ZM121 152V153H122ZM129 152V153H130ZM144 152V151H143ZM146 152H148V148H147V150H146ZM152 152H153V150H152ZM191 152V151H190ZM103 153V152H102ZM125 153V152H124ZM138 153L139 152H137L136 153V155L138 156ZM12 154H14V153H12ZM104 154V153H103ZM102 154V155H103ZM127 154H128V152H127ZM153 154V153H152ZM172 154V153H171ZM175 154H177V153H175ZM182 154V153H181ZM188 154V153H187ZM193 154V153H192ZM194 154H195V152H194ZM16 155H18V153L16 154ZM115 155V154H114ZM116 155H117V153H116ZM120 155V154H119ZM122 155V154H121ZM156 155H157V153H156ZM155 155V153H154V155H152V158L151 159H153L154 161H158V163H160L159 161H160V157H158V156H156ZM158 155H159V153H158ZM174 155V154H173ZM184 155V154H183ZM13 156V155H12ZM79 156V157H78ZM125 156H127V157H129V154L128 155H125ZM133 156H134V154H133ZM140 156V155H139ZM138 156V157H139ZM146 156V155H145ZM170 156V155H169ZM172 156V155H171ZM199 156V155H198ZM197 156V157H198ZM120 157V156H119ZM126 157V158H127ZM138 157H137V159H138ZM148 157V156H147ZM151 157V156H150ZM174 157V156H173ZM173 157H171V158H173ZM182 157V156H181ZM189 157V156H188ZM10 158H12V157H10ZM17 158H18V156H17ZM124 158V157H123ZM125 158V159H126ZM165 158V157H164ZM164 158H161V161H162V159H164ZM185 158H187V157H185ZM13 159V158H12ZM139 159H140V157H139ZM159 159V160H158ZM181 159H183V158H181ZM187 159H190V158H187ZM202 159V158H201ZM10 160V159H9ZM15 160H17V159H15ZM136 160V159H135ZM147 160H148V158H147ZM167 160V159H166ZM166 160H163V161H166ZM180 160V159H179ZM138 161V160H137ZM149 161V160H148ZM161 162L162 164H164V162ZM184 161V160H183ZM12 162H14V160L12 161L11 160V163ZM52 162V163H51ZM124 162H125V160H124ZM152 162V161H151ZM170 161H168L167 162V164H165V165H163V166H166V165H168V163H169ZM185 162V161H184ZM186 162H187V160H186ZM192 162V161H191ZM9 163V162H8ZM16 163V162H15ZM121 163V162H120ZM123 163V162H122ZM154 163V162H153ZM159 164L160 166L162 165V164ZM166 163V162H165ZM174 163V162H173ZM173 163H172V165H173ZM183 163V162H182ZM78 164V165H77ZM188 164V163H187ZM14 165V164H13ZM123 165H125V163H123ZM154 165V164H153ZM156 165V164H155ZM183 165H185L184 163H183ZM152 166V165H151ZM158 166V165H157ZM156 166V167H157ZM170 166V165H169ZM177 166V165H176ZM125 167V166H124ZM146 167H147V165H146ZM149 167V166H148ZM168 167V166H167ZM191 167V166H190ZM9 168V167H8ZM164 168V167H163ZM170 168V167H169ZM186 168H188L187 166H186ZM152 169V168H151ZM154 169H156L155 167H154ZM171 169H173V168H171ZM176 169V168H175ZM178 169H179V167H178ZM188 169H190V168H188ZM11 170H12V167H11ZM97 170H99L98 168H97ZM165 170H167V169H165ZM191 170V169H190ZM169 171H171V170H169ZM1 172V171H0ZM3 172V171H2ZM173 172V171H172ZM12 173V172H11ZM176 173V172H175ZM174 173V174H175ZM1 174V173H0ZM14 174L15 173H13V175L12 176H14ZM56 174H58V173H56ZM181 175H182V173H180ZM183 174H184V172H183ZM2 175V174H1ZM169 175V174H168ZM212 175V174H211ZM12 176H10V178L12 177ZM25 176V175H24ZM23 176V177H24ZM173 176V175H172ZM200 176V175H199ZM26 177H29V176H26ZM13 178H15V177H13ZM31 178V177H30ZM30 178H27L28 180H30ZM181 178H183V177H181ZM186 178H188V176L186 177ZM201 178V177H200ZM213 178V177H212ZM106 179H108V176L106 177ZM1 180V179H0ZM28 180H27V182H28ZM188 180V179H187ZM186 180V181H187ZM192 180V179H191ZM3 181V180H2ZM133 181V180H132ZM182 181V180H181ZM189 181H190V179H189ZM1 182V181H0ZM17 183V181L14 179L13 180V183ZM31 182V181H30ZM29 182V183H30ZM185 182V181H184ZM134 183V182H133ZM187 183V182H186ZM218 183V182H217ZM185 184V183H184ZM189 184V183H188ZM187 184V185H188ZM99 186H97V188H98ZM102 188H100L101 190L103 189L105 192L106 191H108V192H110V190L108 189V187H106V186H101ZM190 188V187H189ZM197 188V187H196ZM201 188V187H200ZM6 189H8V187L6 188ZM6 189H4V191L6 190ZM100 189H98L99 191H100ZM187 189V188H186ZM9 190V189H8ZM11 190V189H10ZM9 190V194H11L12 192ZM103 190H102V192H103ZM189 190V189H188ZM2 191H3V189H2ZM1 191V192H2ZM7 191V190H6ZM6 191H5V193H6ZM98 191V192H99ZM116 191L118 192V190L116 189ZM190 191V190H189ZM92 192V191H91ZM90 192V193H91ZM101 192V191H100ZM102 192H101V194H102ZM107 192V193H108ZM3 193V192H2ZM119 193V192H118ZM186 193H188V191L186 192ZM100 194V193H99ZM189 194V193H188ZM199 194V193H198ZM4 195V194H3ZM6 195V194H5ZM12 195V194H11ZM9 196L10 198L13 196ZM6 196H8V195H6ZM189 197V196H188ZM1 198H3V197H1ZM9 198V199H10ZM180 198V197H179ZM190 198H192V197H190ZM200 198V197H199ZM4 199V198H3ZM3 199H1L2 200V202L1 203H4L3 201L5 200H3ZM13 199V198H12ZM163 199V198H162ZM176 199V198H175ZM183 199V198H182ZM202 199V198H201ZM176 200H178V199H176ZM192 200V199H191ZM190 200V201H191ZM8 201V200H7ZM162 201V200H161ZM183 201V200H182ZM185 201H187V198H186V200ZM189 201V200H188ZM194 201V200H193ZM9 202H10V204H8V206L9 205H11V207L13 206L12 204H11V201L9 200ZM5 203H6V201H5ZM4 203V204H5ZM111 203L112 204H114L115 205V203H113L112 201H111ZM118 203H123L120 199L118 200ZM1 207H2V204L0 205ZM117 206V205H116ZM5 207H6V205H5ZM4 207V208H5ZM152 207H154V206H152ZM9 208H10V206H9ZM13 208V207H12ZM14 208H16V207H14ZM13 208V209H14ZM1 209V208H0ZM6 209V208H5ZM8 209V208H7ZM1 210H3V209H1ZM11 210V209H10ZM9 210V211H10ZM16 210H17V208H16ZM16 210H14V211H16ZM158 210V209H157ZM13 211V210H12ZM13 211V212H14ZM18 211V210H17ZM16 211V213H21V212H17ZM134 211L135 212H137L135 209H134ZM1 212V211H0ZM11 212V211H10ZM67 212H68V214H72L73 216H76V215H74V213L72 212V211H70V210H68L67 209ZM15 213V212H14ZM15 213V215H17ZM13 214V213H12ZM11 214V215H12ZM22 214V213H21ZM23 215V214H22ZM151 215V214H150ZM11 217H13V216H11ZM17 217H21L22 218V216L20 215H17ZM154 217V216H153ZM161 217V216H160ZM150 218H151V216H150ZM155 218V217H154ZM162 219V218H161ZM147 220H149V219H147ZM159 220V219H158ZM107 222H110V224H108ZM155 225V224H154ZM172 231V230H171ZM174 231H176V230H174ZM105 233H106V231H105ZM170 233V232H169ZM107 234V233H106ZM175 235V234H174ZM171 236H172V234H171ZM178 237V236H177ZM184 238V237H183ZM111 240V239H110ZM219 240V239H218ZM108 241H109V239H108ZM45 246V245H44ZM108 246V245H107ZM165 247V246H164ZM217 247H219V245L217 246ZM218 249V248H217ZM193 251V250H192ZM203 252V251H202ZM202 254V253H201ZM190 259V258H189ZM9 260V259H8ZM40 260V259H39ZM45 261V260H44ZM190 261V260H189ZM42 263V262H41ZM40 264V263H39ZM43 264V263H42ZM46 264V263H45Z\"/></svg>",
    "mask_w": 264,
    "mask_h": 264
}]
</instances>
